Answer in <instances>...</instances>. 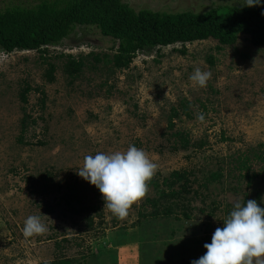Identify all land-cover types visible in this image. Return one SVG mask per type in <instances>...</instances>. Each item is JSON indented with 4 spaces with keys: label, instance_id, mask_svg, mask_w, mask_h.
<instances>
[{
    "label": "rangeland",
    "instance_id": "obj_1",
    "mask_svg": "<svg viewBox=\"0 0 264 264\" xmlns=\"http://www.w3.org/2000/svg\"><path fill=\"white\" fill-rule=\"evenodd\" d=\"M40 1L0 0V9ZM123 2L161 12L245 6L244 0ZM116 48L97 29L78 27L44 54L0 50V264H191L206 253L204 244L224 226L233 201L256 200L264 208V45H252L247 35L232 45L175 44L138 53L126 69L90 56ZM68 55L85 57L74 77L66 71ZM196 67L212 73L205 88L189 80ZM181 102L190 116L180 111L169 129L170 108ZM175 131L188 149L173 143ZM130 145L158 164L160 183L172 171L193 173L181 195L189 219L178 210L157 214L147 202L156 196L152 186L118 219L78 175L86 155ZM30 215L41 217L45 234L24 237Z\"/></svg>",
    "mask_w": 264,
    "mask_h": 264
},
{
    "label": "trees",
    "instance_id": "obj_2",
    "mask_svg": "<svg viewBox=\"0 0 264 264\" xmlns=\"http://www.w3.org/2000/svg\"><path fill=\"white\" fill-rule=\"evenodd\" d=\"M78 27L95 28L101 36L117 42L112 55L91 53L95 62L113 69H126L138 53H149L155 48L175 44L184 46L214 39L221 45H232L239 35H247L252 45H264V1L253 7L211 8L202 13L150 9L136 11L123 0H41L32 7L14 5L0 9V50L6 54L15 51H37L44 54L48 46L60 44ZM84 58L80 55L76 59L68 55L67 73L74 77L84 66ZM49 67L53 69L52 64ZM27 91L28 86L20 94L24 101ZM179 107L170 108L169 129L173 126V120L179 117L180 111L190 116L184 102ZM25 125L22 120L23 128ZM170 137L174 144L178 141L183 149H188V142L178 131L172 132ZM19 142H23V139ZM190 175L193 173L185 170L172 171L161 183L155 178L151 180L149 186L155 190L156 196L148 198L147 202L152 204L157 214L169 216L177 210L182 213V199L185 198H181V195L185 196L190 189ZM218 177L217 173L211 175V179ZM85 209L83 207L82 210ZM182 215L190 218L188 213ZM88 223H92L91 217ZM52 264H68V261L60 260Z\"/></svg>",
    "mask_w": 264,
    "mask_h": 264
},
{
    "label": "clouds",
    "instance_id": "obj_3",
    "mask_svg": "<svg viewBox=\"0 0 264 264\" xmlns=\"http://www.w3.org/2000/svg\"><path fill=\"white\" fill-rule=\"evenodd\" d=\"M260 0H244L242 5L257 6ZM212 78L210 71L196 67L189 80L193 87L205 88ZM197 119L203 121L200 113ZM158 171V164L142 148L130 145L126 151L97 152L86 155L77 172L99 189L107 208L118 219L128 217L133 205L147 197L149 184ZM233 210L217 227L206 253L191 264H264V208L256 200L233 201ZM48 231L40 216L30 215L23 224L26 238Z\"/></svg>",
    "mask_w": 264,
    "mask_h": 264
}]
</instances>
